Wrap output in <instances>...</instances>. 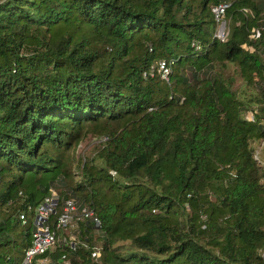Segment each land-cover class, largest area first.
<instances>
[{"label":"trees","instance_id":"trees-1","mask_svg":"<svg viewBox=\"0 0 264 264\" xmlns=\"http://www.w3.org/2000/svg\"><path fill=\"white\" fill-rule=\"evenodd\" d=\"M187 1L0 0V175L11 176L0 264H21L31 244L27 203L50 188L70 196L56 187L63 153L87 125L103 133L100 162L81 160L69 189L99 218L101 247L53 244L41 258L264 264V155L252 145L264 140V0H201L191 17ZM222 1L225 41L210 10ZM159 60L169 81L154 76Z\"/></svg>","mask_w":264,"mask_h":264},{"label":"built area","instance_id":"built-area-1","mask_svg":"<svg viewBox=\"0 0 264 264\" xmlns=\"http://www.w3.org/2000/svg\"><path fill=\"white\" fill-rule=\"evenodd\" d=\"M229 5L230 3L223 1L212 5L210 8L215 23L213 37L220 41H225L228 36L229 29L225 19V11ZM192 44L197 49L200 48L198 44ZM168 63L166 60H159L158 62V69L164 79L171 71ZM145 74L144 72L143 76ZM254 113H256V109L247 112L246 117L252 120ZM76 211L75 199L68 196L60 201L56 190L53 188H50L49 192L37 204L27 203L18 213V217L23 224L31 223L34 230L31 234V244L25 249L21 264H55L46 258H41L40 255L54 244L56 232L63 229L71 221ZM78 218L89 220L95 226H100L99 218L87 206L79 209ZM70 244L72 249H75L76 242L72 241ZM99 255V250L92 252V256L98 257ZM64 264L68 263L65 262Z\"/></svg>","mask_w":264,"mask_h":264},{"label":"rangeland","instance_id":"rangeland-1","mask_svg":"<svg viewBox=\"0 0 264 264\" xmlns=\"http://www.w3.org/2000/svg\"><path fill=\"white\" fill-rule=\"evenodd\" d=\"M189 6L191 7V13L188 14V16H192L193 14H200L201 8H202V2L201 0H188L187 1ZM223 2V1H222ZM185 15V11L183 10L179 16ZM203 16V19L208 20L209 17L205 16L206 12L201 14ZM215 30V29H214ZM157 65V63L154 64V66ZM172 67V65H171ZM170 67V69H172ZM154 76L158 75L160 79L164 81H169V76H167L166 79H164L161 76V72L157 68L154 67ZM226 75H230L234 77L233 87L234 89H237L238 91L243 88L242 80L239 78L237 74V69L235 66L230 65L228 66L225 71H223ZM246 114V113H245ZM249 114V113H248ZM104 136L103 133L99 130H97L96 127L87 125L85 128L82 129V131L79 133L78 138L76 141L72 142L71 147L63 153V160H64V170L67 172V185H63L60 182L56 186L58 189L63 190V193L68 192L70 194V197H73L76 202L77 211L71 221L63 228L61 229L56 236L54 245H60L62 243H69V242H76V245H84L85 242H88V245L95 246V247H101L102 241L99 236L101 235V232L98 228V226L94 225L89 220H81L78 218L79 215V209L83 207L84 205L80 204V202H77L76 199H78V196H73L74 192L70 191L71 188L76 187V183L81 180L80 171H79V164L80 161L83 159H90L93 158L96 162H100L97 153L99 150V145L101 141L103 140ZM255 147V157L258 161H260V156L264 155V140H257L254 141L252 144ZM259 158V159H258ZM260 164L264 167V161H260ZM0 191L4 189L3 183H5L8 179H10V175L3 176L0 175ZM264 182V181H263ZM69 189V190H67ZM22 190V189H19ZM75 195V194H74ZM7 206L1 207L0 209L2 211H6L10 208H6ZM91 236V241H86L87 238ZM85 247V246H84ZM86 248V247H85ZM64 263L69 264L68 257H64ZM71 264V263H70Z\"/></svg>","mask_w":264,"mask_h":264},{"label":"water","instance_id":"water-1","mask_svg":"<svg viewBox=\"0 0 264 264\" xmlns=\"http://www.w3.org/2000/svg\"><path fill=\"white\" fill-rule=\"evenodd\" d=\"M262 257L264 258V253H263Z\"/></svg>","mask_w":264,"mask_h":264}]
</instances>
